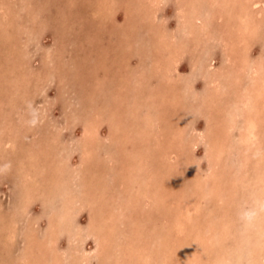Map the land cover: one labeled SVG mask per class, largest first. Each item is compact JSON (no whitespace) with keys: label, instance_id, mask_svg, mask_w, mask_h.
<instances>
[{"label":"rangeland","instance_id":"374dc122","mask_svg":"<svg viewBox=\"0 0 264 264\" xmlns=\"http://www.w3.org/2000/svg\"><path fill=\"white\" fill-rule=\"evenodd\" d=\"M263 165L264 0H0V264H264Z\"/></svg>","mask_w":264,"mask_h":264},{"label":"bare ground","instance_id":"6f19581e","mask_svg":"<svg viewBox=\"0 0 264 264\" xmlns=\"http://www.w3.org/2000/svg\"><path fill=\"white\" fill-rule=\"evenodd\" d=\"M147 1V0H146ZM196 1V0H195ZM157 3V2H156ZM137 6V5H136ZM243 6V5H242ZM248 6V5H247ZM135 7V6H134ZM140 7V6H139ZM233 10V9H232ZM219 11V10H218ZM230 12V11H229ZM235 12V11H234ZM188 14V13H187ZM104 15V14H103ZM108 15V14H107ZM185 21V20H184ZM188 32V31H187ZM122 33V32H121ZM121 35V34H120ZM141 36V35H140ZM144 37V36H143ZM147 37V36H146ZM145 37V38H146ZM151 39V38H150ZM185 39V38H184ZM147 40H149V39H147ZM177 43V42H176ZM187 43V42H186ZM240 43V42H239ZM130 45V44H129ZM133 45V44H132ZM134 46V45H133ZM186 46V45H185ZM18 47V46H17ZM153 47V46H152ZM61 48V47H60ZM17 49V48H16ZM154 49V48H153ZM210 58V57H209ZM59 60V59H58ZM153 61H155V60H153ZM154 63V62H153ZM154 65V64H153ZM255 65V64H254ZM181 82V81H180ZM232 82V81H231ZM187 85V84H186ZM240 85V84H239ZM100 89V88H99ZM119 94V93H118ZM205 95V94H204ZM203 98V97H202ZM238 100V99H237ZM255 105V104H254ZM257 107V106H256ZM244 109V108H243ZM247 109V108H246ZM242 110V109H241ZM202 111V110H201ZM244 111V110H243ZM163 112V111H162ZM242 113V112H241ZM145 114V113H144ZM247 114V113H246ZM237 115V114H236ZM258 116V115H257ZM164 117V116H163ZM176 122V121H175ZM139 124V123H138ZM241 128V127H240ZM218 129V128H217ZM207 132V131H206ZM209 132V131H208ZM205 134V133H204ZM203 134V135H204ZM224 136V135H223ZM226 136V135H225ZM238 136V135H237ZM262 139V138H261ZM263 141V140H262ZM227 142V141H226ZM225 142V143H226ZM228 143V142H227ZM230 144V143H229ZM220 146V145H219ZM211 147V146H210ZM218 147V146H217ZM227 148V147H226ZM232 149V148H231ZM240 152V151H239ZM260 155V154H259ZM258 155V156H259ZM258 156H257V158H258ZM226 158V157H225ZM241 158H243V157H241ZM224 162V161H223ZM262 162V161H261ZM210 164V163H209ZM249 165V164H248ZM264 166V165H263ZM211 167V166H210ZM250 167V166H249ZM248 167V168H249ZM193 169V168H192ZM247 169V168H246ZM35 170V169H34ZM198 170V169H197ZM134 171V170H133ZM182 171V170H181ZM192 171V170H191ZM199 171V170H198ZM239 173V172H238ZM209 175V174H208ZM232 176V175H231ZM257 176V175H256ZM259 179V178H258ZM203 180V179H202ZM235 180H237V179H235ZM194 181H196V180H194ZM198 181V180H197ZM220 183V182H219ZM207 184H208V182H207ZM261 185V184H260ZM199 187V186H198ZM174 188V187H173ZM234 189V188H233ZM204 190V189H203ZM221 190H223V189H221ZM228 190V189H227ZM197 191V190H196ZM87 192V191H86ZM41 194V193H40ZM198 195H199V193H197ZM221 194V193H220ZM166 195V194H165ZM178 196V195H177ZM180 196V195H179ZM155 197V196H154ZM160 197V196H159ZM175 197V196H174ZM198 197V196H197ZM264 197V196H263ZM157 199V198H156ZM167 200V199H166ZM254 200V199H253ZM198 202V201H197ZM97 204V203H96ZM173 204V203H172ZM164 205V204H163ZM229 205H231V204H229ZM184 206V205H183ZM179 207V206H178ZM191 207V206H190ZM179 209H180V207H179ZM181 210H183V209H181ZM185 210V209H184ZM189 210V209H188ZM186 211V210H185ZM224 211V210H223ZM192 213V212H191ZM190 213V214H191ZM220 213V212H219ZM193 214V213H192ZM233 214V213H232ZM204 215V214H203ZM209 216V215H208ZM205 218V217H204ZM171 219V218H170ZM189 219V218H188ZM209 219V218H208ZM229 219V218H228ZM210 220V219H209ZM137 221V220H136ZM187 221V220H186ZM194 222V221H193ZM135 223V222H134ZM193 224V223H192ZM169 225V224H168ZM206 225V224H205ZM209 225H212V224H209ZM219 225V224H218ZM208 226V225H207ZM198 227V226H197ZM150 229V228H149ZM219 229V228H218ZM223 228H221V230H222ZM182 230V229H181ZM130 231V230H129ZM194 231V230H193ZM217 231H219V230H217ZM179 232V231H178ZM194 232H196V230L194 231ZM210 234V233H209ZM122 235H123V233H122ZM130 235V234H129ZM126 236V235H125ZM119 238V237H118ZM128 238V237H127ZM123 239H125V238H123ZM173 239V238H172ZM134 241V240H133ZM182 241H183V239H182ZM153 242V241H152ZM149 243V242H148ZM132 245V244H131ZM162 245V244H161ZM160 245V246H161ZM188 245V244H187ZM191 245H192V243H191ZM221 245V244H220ZM145 246V245H144ZM216 246V245H215ZM222 246V245H221ZM176 247V246H175ZM258 247V246H257ZM131 248H132V246H131ZM182 248V247H181ZM197 248V247H196ZM220 248V247H219ZM192 249V248H191ZM130 252V251H129ZM256 252V251H255ZM254 254V253H253ZM176 256V255H175ZM259 256V255H258ZM257 256V257H258ZM177 257H178V254H177ZM187 258H191V257H188V256H186ZM262 257V256H261ZM199 258V257H198ZM254 258V257H253ZM194 259V258H193ZM206 259V258H205ZM259 259V258H258ZM203 260V259H202ZM259 262V261H258ZM177 263V262H176ZM183 263V262H182ZM257 263V262H256Z\"/></svg>","mask_w":264,"mask_h":264}]
</instances>
